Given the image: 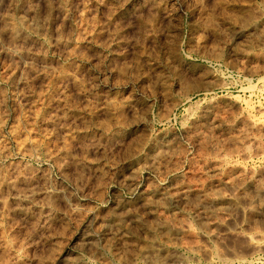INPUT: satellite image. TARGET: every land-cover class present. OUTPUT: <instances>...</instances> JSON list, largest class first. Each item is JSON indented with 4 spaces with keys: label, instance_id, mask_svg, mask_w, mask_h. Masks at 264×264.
Wrapping results in <instances>:
<instances>
[{
    "label": "rangeland",
    "instance_id": "rangeland-1",
    "mask_svg": "<svg viewBox=\"0 0 264 264\" xmlns=\"http://www.w3.org/2000/svg\"><path fill=\"white\" fill-rule=\"evenodd\" d=\"M0 264H264V0H0Z\"/></svg>",
    "mask_w": 264,
    "mask_h": 264
},
{
    "label": "bare ground",
    "instance_id": "bare-ground-1",
    "mask_svg": "<svg viewBox=\"0 0 264 264\" xmlns=\"http://www.w3.org/2000/svg\"><path fill=\"white\" fill-rule=\"evenodd\" d=\"M19 26V25H18ZM18 30V29H17Z\"/></svg>",
    "mask_w": 264,
    "mask_h": 264
}]
</instances>
